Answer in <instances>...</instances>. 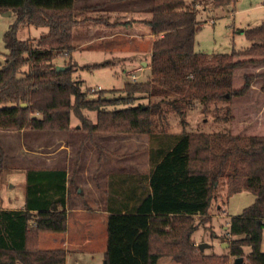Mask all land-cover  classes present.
I'll list each match as a JSON object with an SVG mask.
<instances>
[{"label":"trees","instance_id":"16d2710c","mask_svg":"<svg viewBox=\"0 0 264 264\" xmlns=\"http://www.w3.org/2000/svg\"><path fill=\"white\" fill-rule=\"evenodd\" d=\"M236 1L209 0V4L214 8ZM74 3L0 0V11L17 13V21L5 35L9 53L0 66V129L70 130L75 115L81 121L75 130L89 134H149V172L110 174L105 264H150L151 255L184 256L186 264L225 263L224 255L205 253L193 237L199 226L196 218L210 214L213 200L219 198L213 190L223 178L242 183L256 196L229 222V253L244 257L248 245L243 264H264V136L166 128L169 112L177 113L186 125L191 109L201 106L209 111L212 103L247 94L254 75L245 74L240 88L234 87V75L240 66L264 63V23L245 30L253 41L249 47L208 54L195 47L201 28L198 2L154 0L148 20L155 34L149 78H131L123 88L113 89L123 93L116 98H107L101 91L91 99L74 77L75 62H56L75 49ZM25 23L47 26L49 32L37 41L19 39L18 27ZM136 99L147 102L133 104ZM110 105L123 106L109 109ZM85 111H96V121ZM226 114L231 116L229 106ZM5 155L0 142L1 162ZM26 170L24 208H0V264H66V249L42 248L40 237L43 232L67 231L68 171L31 166Z\"/></svg>","mask_w":264,"mask_h":264},{"label":"rangeland","instance_id":"374dc122","mask_svg":"<svg viewBox=\"0 0 264 264\" xmlns=\"http://www.w3.org/2000/svg\"><path fill=\"white\" fill-rule=\"evenodd\" d=\"M186 1L192 3L194 0ZM196 1L198 2L197 19L201 28L196 33L195 47L200 52L231 53L234 50L245 49L253 42L247 37L245 30L264 23V0H237L235 4L214 8L209 4V0ZM16 21V12L8 15L0 11V66L9 53L5 35ZM48 32L47 26L25 23L18 27L17 36L19 39L37 41ZM118 43V46L124 48L116 47L117 43L114 42L113 45L96 43L89 47H79L78 44V48L72 51L70 57L61 55L56 58V62L59 64L75 62L74 77L81 82V88L87 92L89 98H97L101 91L107 98H116L123 93L113 89L123 88L125 83L131 80V74H135L136 78L142 81L149 78L150 70L147 65L151 60L152 45L151 38L139 47L132 44L133 40L129 37L121 38ZM103 46H110L109 49L115 47V49L109 50ZM239 58L243 59V57ZM105 62L108 63L103 65ZM145 62H147L146 65ZM245 74L254 75L252 86L247 94L235 96L230 101L212 103L209 111H204L201 106L191 109L186 116L188 121L186 125L181 123V118L177 113L169 112L168 119L166 118L169 121L167 130L236 131L237 134L244 135L258 134L259 130L264 132V63L238 67L234 75V87L240 88L244 84ZM139 101L147 102V99L132 100L133 104ZM121 106L123 105H110L109 109ZM227 106L231 111V116L228 118L225 117ZM85 113L96 121V111H85ZM80 126L81 121L73 115L70 130L0 129V142L6 153L3 162L0 161V207L9 206L11 203L18 205L26 197V167L64 165L68 154H70V164L77 168L74 175L71 174L72 182L75 181L77 184L79 168L85 174L87 166H91L97 160L102 161V158L105 159V164L110 169H130L133 164L131 162H135L136 167L147 168L148 151L150 153L148 133L105 131L89 134L83 129L75 130ZM75 131L77 133H74ZM38 143L41 146L44 144L47 147L50 146L49 150H46L50 152L68 143L70 151L64 149L53 154L51 157L54 160L59 158L57 161L43 162L39 160L42 154L39 153ZM133 156L135 159L131 161ZM84 174L83 177H85ZM231 182L233 181L229 182L226 178L220 180L213 190V196L216 199L218 196L219 198L213 200L209 215L196 218L199 226L193 234L197 244L209 243L204 249L205 253L224 255L226 260L223 264H234L237 258L229 253L232 236L228 234V225L231 218L242 213L256 199L252 190L242 188V183ZM234 184H237V189L231 191ZM76 188L79 187L76 186ZM94 222L99 230H103L100 218H95ZM244 249L246 252L244 260L247 261L246 255L250 251V246L246 245ZM262 250H264V226ZM77 254L80 256L81 251L74 253L73 258L76 263L104 264V255L98 249L86 255L83 260H78ZM177 260L178 263L175 264H186L184 256ZM75 262L71 259L72 264ZM153 264H159V262L153 260Z\"/></svg>","mask_w":264,"mask_h":264},{"label":"crops","instance_id":"0c3cea01","mask_svg":"<svg viewBox=\"0 0 264 264\" xmlns=\"http://www.w3.org/2000/svg\"><path fill=\"white\" fill-rule=\"evenodd\" d=\"M153 3L154 0H75L74 6L76 18L78 20L77 24L74 26L75 49L78 48V44L79 47H89L96 43L101 45L105 43L113 45V42L117 43L116 45L114 44L116 47L124 48L118 46V42L121 38L125 37L132 39V44L138 47L139 45L146 44L148 38H151L152 44L155 34L151 31L148 20L152 18ZM77 41L79 43H77ZM103 47L109 49L110 46ZM113 48L115 49V47ZM113 48L109 50H114ZM76 131L74 133H77ZM259 131L258 134L250 133V135L264 136V132L261 130ZM233 133L237 134L236 131ZM45 145L46 144L41 146L40 143H38L40 149L39 153L42 154L39 160L43 162L49 163L53 161L54 158L51 156L59 153L61 150L68 149L70 151L68 143H64L61 148L55 149L52 152L46 151L49 150L48 148H50V146L47 147ZM42 149L44 151H42ZM147 158V168L144 169L136 167L137 164H135V162H131L133 164H131L132 168L130 169H110L108 165L105 164V159L103 160L102 158V161L99 162L97 160L96 163L87 166L85 174L79 168L78 184L75 181L72 182L71 174L74 175L77 168H74L73 165L70 164V154L67 155L64 165L39 167L65 168L68 171V195L66 201V210L68 213L67 231L61 233H41L40 246L42 248L64 247L67 251L66 264H72L71 259L75 262L73 256L76 251H81L80 256L77 254V259L83 260L86 255L98 249L104 255L105 264V252L108 242V219L111 214L107 208L110 197V172H147L150 170L149 151ZM134 159L133 156L131 161H134ZM57 160H59V158H56L54 161ZM83 174L85 177H83ZM76 186L79 188H76ZM25 200L26 197L18 203V205H13L11 203L9 206H2L0 208L22 209L25 206ZM97 217L101 220L103 230H99L94 222V219ZM179 258L180 257L171 258L151 255L150 264H153V260H156L159 264H175L178 263L177 259ZM181 263H183V261H181ZM73 264L79 263L75 262Z\"/></svg>","mask_w":264,"mask_h":264},{"label":"water","instance_id":"95a60500","mask_svg":"<svg viewBox=\"0 0 264 264\" xmlns=\"http://www.w3.org/2000/svg\"><path fill=\"white\" fill-rule=\"evenodd\" d=\"M12 13V10H8V11H5L4 14H8L10 15ZM145 64H147V62H145ZM59 69L63 68V66H58ZM23 105H26V103H23ZM209 243L207 242H203V243H200L199 244V247L203 250L205 249L206 246H208ZM244 263V257L243 256H239L235 259V262L234 264H243Z\"/></svg>","mask_w":264,"mask_h":264},{"label":"built area","instance_id":"2783aa9c","mask_svg":"<svg viewBox=\"0 0 264 264\" xmlns=\"http://www.w3.org/2000/svg\"><path fill=\"white\" fill-rule=\"evenodd\" d=\"M132 77H133L134 80L137 79L135 74H132Z\"/></svg>","mask_w":264,"mask_h":264}]
</instances>
